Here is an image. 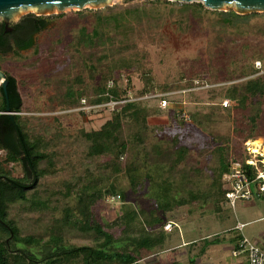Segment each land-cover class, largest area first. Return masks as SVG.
<instances>
[{"label":"trees","instance_id":"obj_1","mask_svg":"<svg viewBox=\"0 0 264 264\" xmlns=\"http://www.w3.org/2000/svg\"><path fill=\"white\" fill-rule=\"evenodd\" d=\"M182 5L185 9L193 7L190 17L183 16L187 21L200 18V12L206 10L201 3ZM101 10H95L88 24H80L71 38L70 53L77 56L80 65L71 64V69L77 71L74 76L69 73L55 79L62 84V91L56 96L59 109L80 108L81 100L88 105L103 104L110 99L126 100L127 88L121 87L120 77L128 78L137 70L143 83L142 95L156 88L161 92L171 90L169 85L154 83L148 55L136 43L142 32L133 20L140 22L146 14L137 9L122 12L107 9L105 14ZM217 13L219 25L234 26L233 19L226 17L227 12ZM45 26L43 18L29 14L12 24L13 31L9 34L0 22V56L31 49L34 36ZM186 26L189 25L183 27L182 20L177 22L181 32L186 31ZM221 56L229 58L227 51H222ZM258 60L263 62L264 56L254 52L247 62L235 57L211 67L210 84L245 80L223 88L217 95L218 103H213L214 97H210L207 105L194 112L187 110L191 123L179 118L182 109H160L157 103L150 107L146 101L117 105L99 129L80 131L82 170L74 171L69 179L51 190L39 189L38 181L55 166L54 144L62 135L59 130L48 132L32 124L34 118L24 114L19 81L4 72L8 83L5 92L0 87V112L6 111L8 104L9 112L21 114L13 115L12 119L0 115V150L5 153L0 160V264H147L148 256L163 250L170 236L163 230L168 222L165 216L172 206L167 201L168 194L173 185L191 184L189 173L183 172L178 179L173 177L190 152V147L182 141L187 136L199 137L203 131L210 135L204 142L206 149L210 148L217 157L211 184L217 186V198L223 205L228 189L222 175L229 171L232 162H241L250 180L255 177L254 169L244 165L245 159L254 156L245 150V142L254 141L251 145L257 153L264 154V147L255 141L264 140V75L257 76L259 69L254 63ZM46 81L51 84L50 79ZM187 86H192L190 80ZM224 99L229 101L227 107L221 104ZM161 110L168 113L166 117L174 122L176 129L169 142L153 145L148 151L146 143L154 132L148 120L158 117ZM221 115L227 121V133L215 134L212 125ZM8 164H19L23 176L13 177ZM34 174L35 184L26 189L34 182ZM122 174L131 192L148 196L154 208L144 218L143 210L139 212L136 208L121 211L113 220L104 222L97 212L98 205L107 195L117 194L110 185ZM188 202L181 200L176 204ZM15 206L20 210L13 216L11 209ZM218 210L221 209L217 207ZM24 223L31 226L32 233L24 234ZM70 237L90 244L72 243ZM217 242V238L208 241ZM189 264H195L194 260Z\"/></svg>","mask_w":264,"mask_h":264},{"label":"rangeland","instance_id":"obj_2","mask_svg":"<svg viewBox=\"0 0 264 264\" xmlns=\"http://www.w3.org/2000/svg\"><path fill=\"white\" fill-rule=\"evenodd\" d=\"M189 8L185 9L181 2L171 0H111L104 8L97 9L88 5L81 10L67 8L62 12L54 10L48 15L41 16L35 15V12L30 9L21 12L20 19L33 14L43 18L46 26L34 36L35 43L31 49L0 56V68L19 81V89L26 110L24 114L34 118L31 120L32 124L44 127L48 132L59 130L62 135L54 144L57 154L55 166L50 169L49 174L38 181L39 189L57 188L63 181L69 179L74 171H81L80 159L83 147L78 134L80 131L99 129L111 117L109 109L102 107H96L87 112L82 111V114L78 108L59 109L58 98H56L59 91H62V84L55 82V79L67 77L66 75L69 73L71 76L77 73L76 69H71L73 62L78 63L77 56H72L70 53L71 38L80 24H88L93 20L95 10L102 9L101 13L105 14L108 12L107 9L115 12L137 9L146 14L141 17L140 22L133 20V24L137 25L142 32L136 43L148 55V65L151 67L154 83L157 86H171L168 93H170L173 103L165 110L177 108L186 113L187 110L194 112L202 105H207L208 101H211L210 97H214L213 103H218L217 95L223 88L245 80L236 79L223 83L218 81L210 84L208 80H212V77L209 69L220 66L230 59L234 60L235 57L240 61L247 62V58L249 60L254 52L264 56V13L237 15L232 4L225 6L222 11H216V13L204 7L206 10L200 12V18L196 17L187 21L183 16L187 17L191 14L193 7ZM217 12H227L226 17L233 19L234 26L219 25L220 16ZM179 20H182L183 27L189 25L185 27L186 31L181 32L177 28ZM18 21L19 19L14 20L11 25ZM148 22L151 23V27ZM222 51H227L229 58H222ZM263 62L258 60L254 63V66L259 69L257 76L264 75ZM47 79L51 80V84L46 81ZM120 80L121 87L127 88L126 90L131 92L132 99L140 98L143 86L140 71L130 73L128 78L121 75ZM189 80L192 84L191 87L187 86ZM63 81H66V78L61 82ZM156 89V92L160 93V89ZM144 101L150 107L157 103L154 99ZM165 110H161L158 117L148 120L150 130L154 131L146 143L148 151L153 145L163 146L169 142L170 135L176 129L174 122L166 117L168 113ZM187 122H192L191 117ZM226 123L227 121L221 115L212 125L213 133H227ZM202 133L201 136L194 139L187 136L182 141V144L190 147V152L173 173V177L178 179L184 172L189 173L192 180L190 185H173V190L168 194L167 200L172 205L171 211L166 214L165 219L175 224H183L187 231L186 236L189 238L199 240V238L212 239L216 236L220 239L229 235L228 228L236 224L234 211L237 215L238 211L237 209L233 210L226 202L221 205L217 198V186L211 184L217 157L210 148L206 149L205 147L204 142L210 135L205 131ZM126 134L127 129L124 128V136ZM255 141L260 142L263 149V138H258ZM254 151L257 152L256 149ZM4 155V151L0 150V160ZM7 168L11 170L13 177L21 178L23 176L19 164H8ZM110 187L121 195V199L118 204L110 205L105 202L104 198L98 205L97 212L104 222L113 220L126 209L137 208L139 212L142 209L144 215L141 214V217L144 218L147 217L149 210L154 208V202L147 198L148 196L131 192L123 174L116 182L112 181ZM191 198L195 200L191 201ZM181 200L189 202L177 205L176 203ZM217 207L221 210L217 211ZM18 210L20 208L18 209L17 206L12 207V215L16 216ZM23 216L27 215L20 217ZM22 228L24 234L33 232L31 226L28 227L25 223ZM179 231V229L174 230L177 238H179ZM70 241L77 244H90L89 241L77 240L73 237H70ZM200 245L197 248H204L206 251L211 249L212 244L205 241ZM213 245L215 246L213 250L218 251V254L213 255L210 260L203 259L202 256L198 264H214V257L221 255L224 261L233 259L230 252L225 250V247H228V242L222 241V243ZM192 260L197 262L195 257Z\"/></svg>","mask_w":264,"mask_h":264},{"label":"built area","instance_id":"obj_3","mask_svg":"<svg viewBox=\"0 0 264 264\" xmlns=\"http://www.w3.org/2000/svg\"><path fill=\"white\" fill-rule=\"evenodd\" d=\"M112 85V83H110ZM128 99L115 101L110 99L108 102L98 105H88L85 100H81V107L78 108L80 111H89L93 108H108L109 112H112L117 105L124 104L129 101H144L154 99L157 102V105L160 109L169 108L170 104L173 103L170 98V93L161 92L157 93L156 91L143 94L139 96V99H132L131 92L127 91ZM222 106L227 107L229 105V101L224 99L222 101ZM21 113H12V112H0V115H20ZM23 114V113H22ZM179 118L185 121L189 120V115L182 111L179 115ZM252 141L245 142V150L248 153L253 154L254 156L250 159L244 160V165L246 167L250 166L255 171V177L250 180L248 175L244 172L241 162H232L230 164L229 171L222 175V182L227 187V191L225 193L226 204L229 205L232 209L235 206V203L239 200L241 201H249L252 199H260L264 196V155L261 153H257L252 148ZM121 196L119 194H110L105 197V202L110 205H116L120 202ZM174 223L167 222L163 226L164 231H171L174 227ZM243 224L237 223L235 226V230H237L240 234L239 239L236 243V248L232 251L233 255H237L240 253L245 254L246 264H264V250L261 249L259 244L256 241H252L245 237L242 234Z\"/></svg>","mask_w":264,"mask_h":264},{"label":"crops","instance_id":"obj_4","mask_svg":"<svg viewBox=\"0 0 264 264\" xmlns=\"http://www.w3.org/2000/svg\"><path fill=\"white\" fill-rule=\"evenodd\" d=\"M263 200V201H262ZM237 209L238 215L235 212V221L237 223L243 224L242 234L252 241H256L262 250H264V196L260 199H252L249 201H237L233 208ZM171 222V221H170ZM174 223V222H172ZM234 224L233 227L228 228V236L223 238H217V243H209L211 245L210 250L198 249L197 246L201 242L214 240L216 238H189L187 237V231L185 226L182 224H175L171 231H165L169 234L168 240L165 242L164 248L161 251L153 253L148 256L145 260L148 264H188L193 257L196 258L198 264L203 256V259L210 260L213 255H217L218 251L213 250L215 247L213 244L222 243V241L228 242V247H225V250L229 251L231 254L232 260L224 261L223 256L214 257V264H246L245 254L240 253L233 255L232 251L236 248L237 240L239 239V232L235 230ZM176 227V228H175ZM179 229V238L174 234V230ZM209 239V240H208ZM201 246V245H200ZM221 253V251H219ZM213 260V259H212Z\"/></svg>","mask_w":264,"mask_h":264},{"label":"water","instance_id":"obj_5","mask_svg":"<svg viewBox=\"0 0 264 264\" xmlns=\"http://www.w3.org/2000/svg\"><path fill=\"white\" fill-rule=\"evenodd\" d=\"M111 0H0V19L6 32H10L11 23L20 19L21 12L27 9L33 10L35 15H48L54 10L62 12L67 8H76L81 10L85 6H92L95 9L104 8ZM181 3L200 2L205 8L212 11H222L225 6L234 5V11L237 15H245L251 13H264V0H171ZM6 74L0 70V87L5 92L7 86ZM6 111L9 112L7 104ZM12 119V116L9 115ZM36 182L34 174V182L27 186L30 189Z\"/></svg>","mask_w":264,"mask_h":264},{"label":"flooded vegetation","instance_id":"obj_6","mask_svg":"<svg viewBox=\"0 0 264 264\" xmlns=\"http://www.w3.org/2000/svg\"><path fill=\"white\" fill-rule=\"evenodd\" d=\"M11 31L10 32H6V33H12L13 29H12V25H10ZM6 31V30H5ZM10 41H13L12 39H10Z\"/></svg>","mask_w":264,"mask_h":264},{"label":"bare ground","instance_id":"obj_7","mask_svg":"<svg viewBox=\"0 0 264 264\" xmlns=\"http://www.w3.org/2000/svg\"><path fill=\"white\" fill-rule=\"evenodd\" d=\"M252 148H253V150H255L254 147H252ZM262 155H264V154H262Z\"/></svg>","mask_w":264,"mask_h":264}]
</instances>
